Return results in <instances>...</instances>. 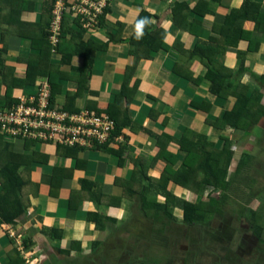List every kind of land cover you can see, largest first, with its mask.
Listing matches in <instances>:
<instances>
[{"label": "crops", "instance_id": "obj_1", "mask_svg": "<svg viewBox=\"0 0 264 264\" xmlns=\"http://www.w3.org/2000/svg\"><path fill=\"white\" fill-rule=\"evenodd\" d=\"M251 1L259 3L264 13V0ZM176 3H185L190 9L183 27L174 25L172 19ZM242 4L243 0H112L97 27L81 34L78 17L66 15L68 22L60 41L64 51L79 39L99 47L83 77L81 57L74 55L69 64H63L58 44L41 36L48 29L53 0H0V101H18L36 93L42 83L51 90L46 73L58 68L60 90L53 102L58 107L68 112L105 110L128 82L129 101L118 100L115 109L120 113L125 110L133 123L119 133L121 142L106 147L66 149L52 142H35L26 148L24 141L5 136L15 151L35 154L38 160L20 168H26L22 194L28 206L14 223L0 224V264L13 261L15 249L25 264H212L214 246L224 242L204 238L213 232L206 229L208 222L227 208L231 213L233 204H239L234 199L243 195L237 168L245 160L250 164L252 158L247 143L241 140L253 129L262 128L264 114L248 131L244 118L238 119L235 127L219 124L235 98L210 92L211 82L203 78L207 68L198 53L195 57L192 54L199 44L215 47L214 60L232 80V90L241 86L242 96L259 91L264 105V82L260 80L264 75V32L254 21L244 20L242 28L251 42H236L233 29L225 28L226 16ZM143 10L151 15V31H164L156 44L162 41L166 49L151 51V58L141 59L127 77L134 62L128 40ZM71 33H79V39L71 38ZM111 36L113 40L102 49ZM30 65L34 80L27 78ZM191 77L203 79L196 83ZM8 86L12 87L10 96ZM183 134L189 142L205 136L217 148L229 138L233 152L225 179L229 181L227 195L206 221L190 225L182 221L175 202L166 204L165 194L196 203L207 201L209 196L220 200L223 192L207 188L196 194L163 174L166 161L158 154L157 139L166 152L175 155V170L196 163L195 153L180 148L177 139ZM232 134L240 137L232 138ZM151 200L162 209L150 208ZM244 202L251 211L262 208L260 196L248 195ZM89 214L96 218H89ZM191 229L198 231L192 237H181L182 230ZM197 243L202 248H197Z\"/></svg>", "mask_w": 264, "mask_h": 264}, {"label": "trees", "instance_id": "obj_2", "mask_svg": "<svg viewBox=\"0 0 264 264\" xmlns=\"http://www.w3.org/2000/svg\"><path fill=\"white\" fill-rule=\"evenodd\" d=\"M213 2H221V0H212ZM56 0H53L52 10L54 8ZM20 5V4H19ZM109 11V6L105 8L104 13L98 17V22L102 21ZM190 9L185 3H176L172 9V19L174 25L183 27V23L186 19V16ZM151 15L147 11H141L136 19V24L140 21H144L142 25V37L137 39L136 30L131 38L128 40L130 45V53L134 56V62L131 67L127 69V77H130L134 72L136 66L141 59L151 58L150 52L153 50L166 49V45L162 43L156 44L157 37L164 36L163 30L151 31L148 27L150 22ZM244 20H251L258 24L259 31L264 32V13L261 11V5L259 3L253 2L251 0H243V4L240 9L231 10L230 14L226 16L225 28L229 31L233 29L232 36L235 38V41L239 40H248L251 42V38L248 36L242 28V23ZM52 21L51 20L46 32L42 31L40 24L37 25L39 31H42V37L49 39V29ZM68 22V21H67ZM66 19L62 22V29L57 43V50L62 53V63L69 64L72 56L77 55L82 58V68H80V74L88 70L91 65H93L94 57L93 52L99 48L97 45H94L91 41L88 43L81 42L79 39V33L76 35L71 33V38L79 39L76 42H70V48L68 51H64L61 48L60 41L64 35V25ZM182 22V23H181ZM233 22L235 24L233 25ZM237 22V23H236ZM74 23V21H73ZM77 24V22H75ZM98 24V23H97ZM31 28L33 25L29 24ZM77 26L81 32H84V29L81 28L78 23ZM113 40L111 36L107 43L102 46V49L106 48L108 43ZM67 44V43H66ZM199 51L202 53L200 54ZM192 52V51H191ZM198 53V59L203 63L207 72L203 78L208 79L211 82L210 92L214 95L225 97L232 95L235 98V102L230 109L226 110L224 115L219 118V124L223 126L228 125L229 127H235L238 119L244 118L247 122L245 131H248L264 114V105L260 103L262 93L254 92L249 96H242L240 94L241 86L238 87L236 91L232 90L233 82L230 78L225 76L220 70V66L215 62L213 55H215V47L202 46L198 45L197 49L193 50V57ZM200 55V56H199ZM197 57V56H196ZM1 63V61H0ZM34 65V64H33ZM33 65H30L31 70L28 71V77H32V68ZM59 69L56 68L53 72H47L46 75L49 77V82L51 85V103L55 102V95L60 90V85L58 83L59 79ZM63 74L61 73V76ZM84 77V76H83ZM185 77V76H184ZM35 79L34 76L32 77ZM188 78V75L187 77ZM190 78V76H189ZM192 78V77H191ZM201 77L192 78L194 82H200ZM260 80L264 82V75L260 77ZM12 87L8 86V96H10ZM130 90H128V82L123 85V88L120 93L115 95V101L111 103V106L105 110L98 108H89L91 111H96L97 113L106 112L111 118L115 121V130L114 134H119L123 127L126 125L132 126V122L126 114L125 110L121 113L118 112L116 107V102L122 99H128ZM129 101V99H128ZM16 103L11 102H2L1 105L10 106L11 104ZM115 109V110H114ZM79 111V110H78ZM5 133L0 132V224L1 223H14L16 218L26 212L27 202L24 200L22 194V187L26 183L27 179L23 176L25 169H20L21 166L25 167L30 166L32 161L36 159L35 154H26L24 152H18L14 150V145L10 140L5 138ZM5 138V139H4ZM15 139L24 141V147L28 148L31 143L39 142L37 139H32L28 137L17 136ZM180 144V148L187 151H192L197 156V161L194 165H181L176 170L173 167L174 154L166 152V146L162 144L161 140L157 139V143L160 146L158 154L163 157L166 161V166L163 171V174L172 180L173 183L182 186L185 189L191 190L196 194H202L204 190L210 188L211 190H220L221 199L218 200L214 196H209L207 201H198L196 203H191L188 201L174 199L172 195L166 193L167 201L175 202L177 208L181 210L182 221L186 224H191L194 222H204L208 219L209 216L216 210V207L219 206L222 202V199L227 195V187L229 181H226V175L230 162L232 160L233 152L231 151L230 145L231 140L229 138H224V142L221 148H217L213 143L206 140L205 136H199L197 141L189 142V137L187 134H183L181 138L177 139ZM110 143L109 141L99 144L96 147L103 146L106 147ZM60 147L66 149H78V146H69L64 144H57ZM59 152H61L59 150ZM119 154V150L117 151ZM250 164L247 161H242L239 164L237 171L241 176L245 169H248ZM240 169V170H239ZM242 171V173H241ZM245 172V171H244ZM175 200V201H174ZM150 208L156 209V211L162 209V206L155 201H150ZM262 208L258 211H249V229L252 235L259 240L261 243H264V199L261 198ZM93 215L89 214V218H92ZM93 217L96 218L94 215ZM25 246L29 247L30 243L28 239L24 240ZM14 260L10 261L9 264H25V259L21 256V253L18 249H15L13 253Z\"/></svg>", "mask_w": 264, "mask_h": 264}, {"label": "built area", "instance_id": "obj_3", "mask_svg": "<svg viewBox=\"0 0 264 264\" xmlns=\"http://www.w3.org/2000/svg\"><path fill=\"white\" fill-rule=\"evenodd\" d=\"M112 0H56L49 29L51 43L59 42L66 15L78 17L83 29L97 27L98 17ZM50 88L40 84L38 91L23 96L16 103L0 107V132L7 137L37 139L80 148H92L109 141L118 143L122 136L114 134L115 121L106 112L87 108L68 112L51 103Z\"/></svg>", "mask_w": 264, "mask_h": 264}, {"label": "rangeland", "instance_id": "obj_4", "mask_svg": "<svg viewBox=\"0 0 264 264\" xmlns=\"http://www.w3.org/2000/svg\"><path fill=\"white\" fill-rule=\"evenodd\" d=\"M23 97V96H21ZM257 129V128H256ZM251 131L242 141L247 143V151L251 154V165L248 169H245L241 176L239 175V187L241 189V197H234L239 202L233 204L232 212L227 208L224 210L223 215L212 218L208 224L210 225L206 229L211 231L212 234H206L205 239L214 241L215 243L220 241L224 244H218L214 246L212 255L215 257L212 264H264V243L257 240L249 229V222L247 219L250 217L249 208L244 204V199L249 196H260L264 199V122L262 128L259 130ZM237 137H236V136ZM239 134H232V138L238 139ZM245 191V192H244ZM245 195V196H244ZM247 195V196H246ZM229 212V213H228ZM198 230H182L180 233L186 239V237H192V233ZM175 233L177 231H174ZM200 234V231L198 232ZM204 239V240H205ZM218 239V240H217ZM197 248H202L199 243ZM209 248L210 245H207ZM206 248V247H205Z\"/></svg>", "mask_w": 264, "mask_h": 264}, {"label": "clouds", "instance_id": "obj_5", "mask_svg": "<svg viewBox=\"0 0 264 264\" xmlns=\"http://www.w3.org/2000/svg\"><path fill=\"white\" fill-rule=\"evenodd\" d=\"M144 21H140L136 24V37L137 39L142 37V25H143Z\"/></svg>", "mask_w": 264, "mask_h": 264}]
</instances>
